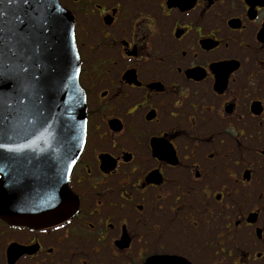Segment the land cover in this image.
I'll return each mask as SVG.
<instances>
[{
    "label": "flooded vegetation",
    "instance_id": "obj_1",
    "mask_svg": "<svg viewBox=\"0 0 264 264\" xmlns=\"http://www.w3.org/2000/svg\"><path fill=\"white\" fill-rule=\"evenodd\" d=\"M59 1L87 111L72 223L0 220V264H264V0Z\"/></svg>",
    "mask_w": 264,
    "mask_h": 264
},
{
    "label": "water",
    "instance_id": "obj_2",
    "mask_svg": "<svg viewBox=\"0 0 264 264\" xmlns=\"http://www.w3.org/2000/svg\"><path fill=\"white\" fill-rule=\"evenodd\" d=\"M17 17L25 23L20 24ZM58 18L63 23H57ZM0 29V75L11 83L0 88V112L8 117L2 125L6 134L0 135V144L1 140L30 135L24 131V123L33 129L39 125L37 135L30 137L33 149L37 141L46 144H38L42 150L32 152L34 158L46 160L52 155L50 151L61 149H67L73 157L83 145L86 111L77 85L79 60L70 12L58 0H29L28 4L23 0H0ZM20 100L24 103L20 104ZM29 118L32 123H26ZM2 150L5 147H0V157ZM5 159L0 158V216L23 224L53 218L47 212L43 217L36 216L40 211L35 206L44 204L49 188L54 189L52 179L49 183L45 176L25 177V171L18 175L23 164L18 160L11 162L8 173ZM30 161L33 159H27ZM15 188L25 196L16 200L20 202L18 207H14Z\"/></svg>",
    "mask_w": 264,
    "mask_h": 264
},
{
    "label": "snow or ice",
    "instance_id": "obj_3",
    "mask_svg": "<svg viewBox=\"0 0 264 264\" xmlns=\"http://www.w3.org/2000/svg\"><path fill=\"white\" fill-rule=\"evenodd\" d=\"M8 2H9V3H12L13 0H8ZM23 3L28 4V3H29V0H23ZM17 20H18V22H19L20 24H24V23H25V21H24L22 18H20V17H17ZM57 23H63L62 18H58V19H57ZM0 31H3V29H0ZM22 71H26V69H22ZM6 86H11V83H10L9 81H5V80L3 79V76L0 75V88L6 87ZM19 103H20V104H23L24 101H23V100H20ZM7 119H8V117L4 116L3 113L0 112V135H4V134H6L2 125L4 124V122H5ZM26 123H32L31 119H30V118L27 119V120H26ZM0 147H7V145H5V144H0ZM73 163H75V161H73ZM50 206H51V205H50ZM33 210H36V209H33ZM57 211L59 212V211H61V210H60V209H57ZM70 214H71L70 212H67V213H65L64 215L60 216L58 219L51 221L52 223H54V224L56 225V230H59L60 228H63V227L65 226V224L60 223V220H61V219L64 220L67 224H71V223H72V221H71L70 219H68V216H69ZM43 230H44L45 232L48 231L47 228H44Z\"/></svg>",
    "mask_w": 264,
    "mask_h": 264
}]
</instances>
